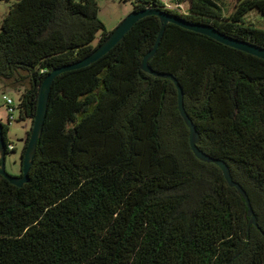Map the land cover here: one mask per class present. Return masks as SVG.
<instances>
[{
    "label": "trees",
    "instance_id": "1",
    "mask_svg": "<svg viewBox=\"0 0 264 264\" xmlns=\"http://www.w3.org/2000/svg\"><path fill=\"white\" fill-rule=\"evenodd\" d=\"M11 1L0 80L22 89L21 158L45 76L110 32L95 0H0ZM129 1L264 49V30L245 24L252 11L264 17V0H173L183 12ZM160 26L146 16L100 59L54 79L28 181L0 176V264H264V60L168 23L148 62L181 86L198 148L225 162L253 226L220 169L192 154L171 80L140 69Z\"/></svg>",
    "mask_w": 264,
    "mask_h": 264
},
{
    "label": "water",
    "instance_id": "2",
    "mask_svg": "<svg viewBox=\"0 0 264 264\" xmlns=\"http://www.w3.org/2000/svg\"><path fill=\"white\" fill-rule=\"evenodd\" d=\"M149 15L156 16L161 26H160V31H159L157 40L153 48L150 51H148L142 58L140 69L143 72L149 75H152L154 77L165 78V79L171 80L177 92L178 112L185 126L188 129V145H189V148L192 154L198 161L203 162V163L214 164L220 169L227 186L230 188H235L238 194L241 196V198L245 202V205L247 207V217L249 218V225L256 226V217L254 215V212L250 204V201L248 199V196L243 190V188L238 183L232 180L230 171L227 165L225 164V162L218 160V159L211 158L210 156H208L207 154H205L198 148L197 143L199 141V134L184 110L183 92H182L181 86L179 85V83L173 76L168 75V74H160V73L154 72L149 67L148 62L155 54L156 48L158 46L159 38L162 35L166 24L168 23L174 24L183 29L204 35L225 46H228L236 50L242 51L244 53L250 54L261 60H264V49L259 48L255 45L249 44L244 41H239V40H235L233 38L224 36L218 33L216 30H214L210 26L202 25V24H191L176 15L168 14L166 12H161L159 10L145 9L141 11H131L124 19L120 21V23L112 31H110L106 39L103 40V42L100 43L88 56H86L85 58L73 64L53 69L50 73H48L45 76L39 88L37 103H36V112H35V116L33 119V124L31 127L30 135L28 137V142L25 148V152L20 158L21 166H22L20 176H12L8 174L5 170V156L7 153H6L5 141L2 136L3 127H2V124L0 123V176L6 179L12 185L17 186V187L22 186L24 183L28 181L27 173L33 162L37 140L39 139L42 133V128H43L45 117H46L47 101H48L50 89H51L54 79L63 72L86 67L94 63L98 59H100L102 56L108 53L119 41H121L124 35L136 24V22H138L142 18L149 16Z\"/></svg>",
    "mask_w": 264,
    "mask_h": 264
},
{
    "label": "rangeland",
    "instance_id": "3",
    "mask_svg": "<svg viewBox=\"0 0 264 264\" xmlns=\"http://www.w3.org/2000/svg\"><path fill=\"white\" fill-rule=\"evenodd\" d=\"M169 9L185 10V5L175 6L173 0H161ZM98 12L97 17L103 24L106 31H112L122 19H124L131 11L132 6L129 0H95ZM12 6L11 2H0V21L7 14ZM245 24L260 30H264V17L257 12L252 11L245 17ZM98 39L93 42L96 44ZM22 92L21 87L11 85L9 81L0 80V123L8 127L7 140L13 146L14 151L9 152L5 156V170L8 174L16 176L19 172L20 151L23 145L26 131L29 129L28 121H18L17 111H14L15 119L9 124L7 123V113L2 99L3 96L10 98L14 105L18 104V98Z\"/></svg>",
    "mask_w": 264,
    "mask_h": 264
},
{
    "label": "built area",
    "instance_id": "4",
    "mask_svg": "<svg viewBox=\"0 0 264 264\" xmlns=\"http://www.w3.org/2000/svg\"><path fill=\"white\" fill-rule=\"evenodd\" d=\"M2 99L4 101V105H5V108H6L7 119L10 120V121H13L15 119V117L13 116V113H14V111H16L17 105H14L13 101L10 98L6 97V96H3ZM12 149H13L12 145L7 146V150L10 151Z\"/></svg>",
    "mask_w": 264,
    "mask_h": 264
}]
</instances>
